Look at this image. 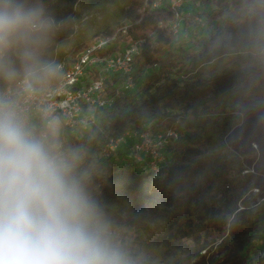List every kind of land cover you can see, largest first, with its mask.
<instances>
[{"label": "trees", "instance_id": "16d2710c", "mask_svg": "<svg viewBox=\"0 0 264 264\" xmlns=\"http://www.w3.org/2000/svg\"><path fill=\"white\" fill-rule=\"evenodd\" d=\"M87 1L95 0H40L57 24L55 36L44 53L45 60L50 62L58 45L74 37L76 8ZM155 1H131L113 16L110 24L72 44L68 51L71 64L97 37L117 33L116 44L123 47L130 41H138L140 52L131 73L134 88L120 91L121 77L109 76L105 80V99L109 103L93 109L101 113L100 122L87 133L72 135L58 118L53 119L58 124V139L63 147L84 152L85 166L92 173L90 191L108 218L115 216L114 205L121 195L132 194L133 210L129 218L118 217L122 232L117 239L142 254L147 264L154 261L142 241V232L164 216L170 222L177 216L173 208L177 209L180 202L188 214L186 207L193 196L206 192L207 186L204 188L195 181L197 174L207 168L203 160L204 133L210 125L200 108L222 100L244 85L256 83L264 90V0H196L202 9L195 8L194 12L185 4L190 17L198 15L201 19L200 39L195 46L184 44V32L174 33V11L167 2L163 0L153 7ZM122 27H126L125 34L118 32ZM66 55L60 54L50 63L63 64L67 69L70 64L64 62ZM90 77L92 73L86 81ZM59 79L57 71L34 87L52 86ZM10 83L0 79V89ZM143 124H149L152 129L171 128L176 134L161 150L164 162L156 174L138 166L120 151L106 159L98 158L104 141L137 130ZM46 129L47 124L41 123L35 128L37 133ZM170 186L177 187L178 192L172 195ZM225 200L216 209L204 201L192 208L221 213L224 221L216 252L221 259L211 256L207 264H261L260 253L264 248L258 250L255 242L264 233V200L253 204L241 198ZM191 220L184 219L185 225Z\"/></svg>", "mask_w": 264, "mask_h": 264}, {"label": "clouds", "instance_id": "9594fccd", "mask_svg": "<svg viewBox=\"0 0 264 264\" xmlns=\"http://www.w3.org/2000/svg\"><path fill=\"white\" fill-rule=\"evenodd\" d=\"M56 30L40 0H0V79L23 77L27 91L52 77L44 53ZM91 180L57 122L37 133L20 100L0 92V264H147L118 241Z\"/></svg>", "mask_w": 264, "mask_h": 264}, {"label": "rangeland", "instance_id": "374dc122", "mask_svg": "<svg viewBox=\"0 0 264 264\" xmlns=\"http://www.w3.org/2000/svg\"><path fill=\"white\" fill-rule=\"evenodd\" d=\"M131 1L136 0H95L92 3H80L76 8L74 37L65 44L58 45L55 54L49 58L50 62L60 54H67L64 62L66 65L70 64V46L110 24L113 16L131 4ZM185 4L193 12L195 8L202 9V4L196 0H183L179 19H173V30L174 33L179 30L184 32V44L195 46V42L200 39L201 19L198 15L190 17L187 13L190 10L186 9ZM93 109L90 111L97 117L98 126L101 113ZM200 110L210 124L204 133L206 153L203 160L207 168L197 174L195 181L204 188L207 186V189L206 192L193 196L186 207L187 210L189 208L188 214L184 213L185 206H180V202L177 209L173 208L177 216H173L170 222H167L166 216L160 217L142 232V241L152 254L154 264H207L211 256L215 260L221 259L216 255L224 223L221 213L208 212L204 208L192 210L196 203L204 201L207 206L216 209L226 202V197H232L233 201L241 198L248 204L264 200V90L256 83L244 85ZM41 124L44 126L48 122ZM70 133L79 135L81 132L75 130ZM131 143L132 138L125 136L119 151L126 153L127 146ZM160 153L164 158L162 151ZM169 189L172 195L178 192L177 187L170 186ZM239 204L240 202L237 203L238 206ZM133 206V196L129 192H124L115 203V216L109 219L117 238L122 232L118 217L129 218ZM189 217L192 220L185 225L184 219ZM175 226L177 229L172 230ZM255 247L258 250L264 248V233L256 240Z\"/></svg>", "mask_w": 264, "mask_h": 264}, {"label": "built area", "instance_id": "2783aa9c", "mask_svg": "<svg viewBox=\"0 0 264 264\" xmlns=\"http://www.w3.org/2000/svg\"><path fill=\"white\" fill-rule=\"evenodd\" d=\"M162 1H155L153 7H158ZM164 1L174 11L173 19L177 21L183 0ZM118 32L125 34L126 27ZM116 41L117 33L97 37L77 55L67 69H64L63 64H58L60 79L55 85L40 89L33 86L26 91V84L20 78L1 88L0 92L13 94L20 100L24 114L34 129L38 123L58 118L70 132H85L97 124V117L90 110L103 108L109 103L105 99V80L109 76L121 77L120 91L130 90L135 86L131 73L134 60L140 52L139 42L130 41L123 47L116 44ZM90 73L92 77L86 81ZM125 136L132 138L125 157L156 174L159 165L164 162L160 152L168 144L169 138L176 134L171 128L152 129L149 124H143L137 130H129L119 137L104 141L98 158L106 159L115 155ZM255 191L258 192V189ZM260 258L261 264H264V250L261 251Z\"/></svg>", "mask_w": 264, "mask_h": 264}]
</instances>
